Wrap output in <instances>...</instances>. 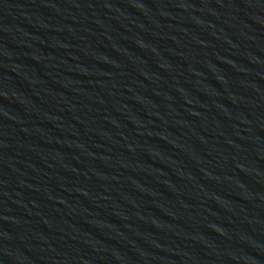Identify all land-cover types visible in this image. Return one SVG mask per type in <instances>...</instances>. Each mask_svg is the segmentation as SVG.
I'll return each mask as SVG.
<instances>
[{
    "label": "water",
    "instance_id": "obj_1",
    "mask_svg": "<svg viewBox=\"0 0 264 264\" xmlns=\"http://www.w3.org/2000/svg\"><path fill=\"white\" fill-rule=\"evenodd\" d=\"M0 264H264V0H0Z\"/></svg>",
    "mask_w": 264,
    "mask_h": 264
}]
</instances>
